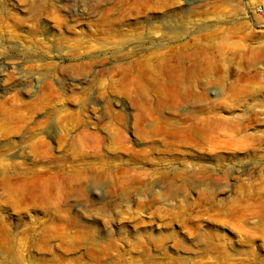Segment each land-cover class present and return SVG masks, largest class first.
Here are the masks:
<instances>
[{
    "label": "rangeland",
    "instance_id": "1",
    "mask_svg": "<svg viewBox=\"0 0 264 264\" xmlns=\"http://www.w3.org/2000/svg\"><path fill=\"white\" fill-rule=\"evenodd\" d=\"M0 264H264V0H0Z\"/></svg>",
    "mask_w": 264,
    "mask_h": 264
}]
</instances>
